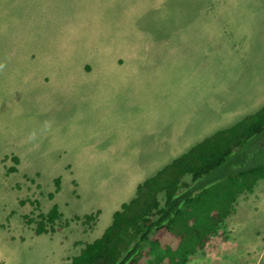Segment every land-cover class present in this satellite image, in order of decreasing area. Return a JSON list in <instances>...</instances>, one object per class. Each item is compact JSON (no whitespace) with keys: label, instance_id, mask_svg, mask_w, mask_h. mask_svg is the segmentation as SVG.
I'll return each instance as SVG.
<instances>
[{"label":"rangeland","instance_id":"374dc122","mask_svg":"<svg viewBox=\"0 0 264 264\" xmlns=\"http://www.w3.org/2000/svg\"><path fill=\"white\" fill-rule=\"evenodd\" d=\"M237 2L253 16L219 0H0V264H66L208 135L200 120L219 130L238 122L230 105L264 106V0ZM245 34L261 48L248 60ZM53 205L59 228L37 235L24 217ZM231 207L185 264H264V178Z\"/></svg>","mask_w":264,"mask_h":264},{"label":"trees","instance_id":"16d2710c","mask_svg":"<svg viewBox=\"0 0 264 264\" xmlns=\"http://www.w3.org/2000/svg\"><path fill=\"white\" fill-rule=\"evenodd\" d=\"M263 178L264 106L204 137L138 183L135 196L114 212L102 234L84 244L66 264H185L222 230L238 195L251 192ZM55 181L59 184L60 178ZM195 211L206 212L200 231L189 225L193 215L198 217ZM37 216L24 218L34 222L40 235L56 231L62 214L53 205ZM94 219L95 215L87 214L82 223L92 226Z\"/></svg>","mask_w":264,"mask_h":264},{"label":"crops","instance_id":"0c3cea01","mask_svg":"<svg viewBox=\"0 0 264 264\" xmlns=\"http://www.w3.org/2000/svg\"><path fill=\"white\" fill-rule=\"evenodd\" d=\"M219 1H220V3L224 4L227 7V9L230 12H232V13H234L236 11L237 12H250L251 13L250 18L253 16V13L251 12L249 6H240V8H236L235 10L231 11V7L232 6H239L237 0H219ZM209 3H210V0H209ZM243 18L244 17H242L239 13H237L236 16H234V17L231 18V20L237 21L238 19H240L237 22H242V19ZM252 20L253 19H251L250 21H252ZM250 21H248V22H250ZM248 26L249 25H247V26L237 25V27L234 29V32L237 34V33L241 32L243 30L249 31V27ZM248 36H249V34H245L242 38H245L247 40ZM176 38H177L176 36L175 37H171V39H176ZM216 38L218 39L219 36L216 37ZM260 38H262V39H260ZM263 43H264V33L261 34V36L255 42V44H257V45H263ZM248 45H249V42L247 40V43L240 49V51L242 52V55L247 56V60L252 58L251 56L254 55V51H256V54L257 55L261 53V48H251V46H250V48L249 47L247 48ZM232 58H234V60L236 61V64L235 65H237V61L239 59H241V60H245L246 59V58H242V57H231V58H225L224 60H226V59H232ZM120 61L121 60H119V62ZM234 71L235 70H233L232 68L223 67L221 76L222 75H231L232 73H234ZM232 92L233 91H231V93ZM236 107H237V104L234 105V106L233 105H230L228 109H229L230 113L232 114V116L234 117V119H236L237 121H239L243 117L246 116V112L243 115H241V114H238L237 115L236 112H235V108ZM220 122H221L220 120H204V121L200 120L201 130H206L208 132L206 134L210 135V134L214 133L218 129L217 126L220 124ZM186 135H187V138L189 139L190 138V134L189 133H186ZM208 135H206V136H208Z\"/></svg>","mask_w":264,"mask_h":264},{"label":"clouds","instance_id":"9594fccd","mask_svg":"<svg viewBox=\"0 0 264 264\" xmlns=\"http://www.w3.org/2000/svg\"><path fill=\"white\" fill-rule=\"evenodd\" d=\"M185 181L189 182L190 179H186ZM247 193H250V192L240 193V194L238 195V197H240V196H242V195H244V194H247ZM131 199H132V198H131ZM236 201H237V199H235V201L233 202V204H232L231 206H234V204L236 203ZM120 206H121V205H120ZM231 209H232V207H231ZM231 209H230V211H229V214H230V212H231ZM98 214H99V213H97V214L95 215V221L97 220Z\"/></svg>","mask_w":264,"mask_h":264}]
</instances>
